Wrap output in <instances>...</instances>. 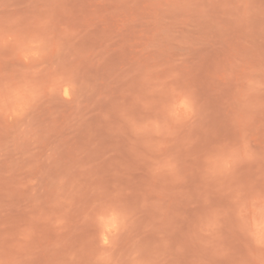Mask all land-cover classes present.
<instances>
[{"label":"rangeland","instance_id":"374dc122","mask_svg":"<svg viewBox=\"0 0 264 264\" xmlns=\"http://www.w3.org/2000/svg\"><path fill=\"white\" fill-rule=\"evenodd\" d=\"M262 188L264 0H0V264H264Z\"/></svg>","mask_w":264,"mask_h":264},{"label":"snow or ice","instance_id":"6c2138e0","mask_svg":"<svg viewBox=\"0 0 264 264\" xmlns=\"http://www.w3.org/2000/svg\"><path fill=\"white\" fill-rule=\"evenodd\" d=\"M5 44H7V41H5ZM240 195H241V196H245L246 198L250 199V200L252 201L253 205H255V203H256V197H257V194H256V193H241ZM258 195H259V199H260V201H261V202H264V188H262V189L260 190V192H259ZM261 211L264 212V207H262ZM108 242H109L108 239L105 238V239H104V243H105V244H108ZM259 243H260L261 245H264V239H261V240L259 241Z\"/></svg>","mask_w":264,"mask_h":264}]
</instances>
